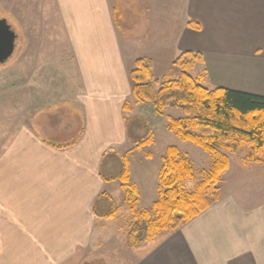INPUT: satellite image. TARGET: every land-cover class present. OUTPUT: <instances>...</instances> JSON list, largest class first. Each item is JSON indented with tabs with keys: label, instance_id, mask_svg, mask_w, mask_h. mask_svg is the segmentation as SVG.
Instances as JSON below:
<instances>
[{
	"label": "crops",
	"instance_id": "crops-1",
	"mask_svg": "<svg viewBox=\"0 0 264 264\" xmlns=\"http://www.w3.org/2000/svg\"><path fill=\"white\" fill-rule=\"evenodd\" d=\"M190 1L191 21L200 29L189 26L197 40L182 53L198 52L204 58L192 76L202 78L209 89L264 97V0ZM58 2L71 43L67 54L78 74L68 102L79 104L74 106L82 126L66 143H53L39 123L44 111L31 113L25 122L21 110L15 113L14 127L0 144V264H85L90 262L89 251L98 256L93 257L94 264H264V165L245 166L242 156L232 154L215 204L179 230L162 232L129 250L119 225L121 206L103 176V164L109 151L125 153L134 147L124 109L131 104L128 113L133 115V57L125 55L110 0ZM140 22L130 34H141L148 26L146 19ZM157 54L145 56L153 68ZM177 58H169L165 73ZM21 80L14 87L15 96L22 95L26 85ZM125 144L131 148L116 150ZM150 156L145 155L146 162ZM164 158L152 175L155 188ZM129 171V184L140 193L130 163ZM106 196L117 213L110 219L98 218L95 204L111 206ZM122 209L130 212L127 203Z\"/></svg>",
	"mask_w": 264,
	"mask_h": 264
},
{
	"label": "rangeland",
	"instance_id": "rangeland-1",
	"mask_svg": "<svg viewBox=\"0 0 264 264\" xmlns=\"http://www.w3.org/2000/svg\"><path fill=\"white\" fill-rule=\"evenodd\" d=\"M110 1L113 17L122 34L120 38L122 44L124 43L125 55L133 57V68L136 60L161 53L157 54L160 58L157 59L156 68H153V76L157 81H161L162 76L166 74L165 70L169 66V61L171 62L169 58L172 55L179 57L184 48L189 47L197 40L188 25L192 20L190 0ZM62 14L63 11L58 0H0V19H7L18 36L15 55L6 65L0 66V144L4 141V135L9 134L8 129L11 130L14 127L15 113L19 110L22 112V122L28 120L31 113L44 111L43 113L46 114L39 117V123L46 127L47 130L44 134L53 143H66L81 130L82 118L78 116L77 108L74 106L77 103L68 102L71 93L77 86L76 76L78 74L70 59L71 55L67 54V48L71 43ZM142 18L144 21L146 19L148 26L144 27L142 32L139 31L141 34H136V36L134 33L130 34L129 31L141 23ZM147 32H150V35L146 34ZM141 36L146 38H141ZM68 71H70L69 76H67ZM31 76H34L35 79L37 76V81H34L33 84L29 83ZM157 76L158 78H156ZM20 78L26 85L22 86V95L15 96L14 87L20 82ZM219 78L227 80L229 77L220 75ZM154 86L156 89L160 87L157 84ZM52 104L55 105L52 106ZM48 106L52 107L47 109ZM129 106L131 110V104ZM132 106L133 115H129L127 112L125 118L129 143L134 146L129 132L134 139H143L152 133L155 143L153 146L137 150L133 154H129L133 150L125 152L131 146L121 145L116 150L125 153H116L111 150L103 164V173L108 176L109 182H111L109 183L111 192L115 195L117 204L121 206L119 207L121 210L119 225L123 228L125 238L137 223L134 219V212L126 202L125 190L119 188V185L122 188L123 186L117 179L124 169L123 163L126 155L129 163L132 164V180L140 185V193L138 191V195L135 197L136 210L150 209L151 202L155 197H158V186L155 188L152 175L162 162L168 147L176 146L193 168L192 178L184 182L187 192L195 189L213 163V156L204 149L193 143L183 142L168 130V117L184 118L181 110L168 108L161 117L155 113L151 104H140L135 100ZM147 153L151 154L152 160L146 162L145 155ZM228 155L230 158L231 154L228 153ZM232 155L235 156V154ZM241 158L242 162L243 157ZM143 162L149 164L146 169H144L146 166L142 165ZM145 174H148L146 178H144ZM112 179L117 182H112ZM220 188L219 183V190ZM155 191L157 192L156 196ZM256 198L261 200L260 196H256ZM125 203H127L130 212H125L122 209ZM108 209V206L98 205V210L102 213L108 212ZM97 251L100 250L97 249ZM88 253L87 258L90 262L85 264H94L92 259L97 254H93L92 251Z\"/></svg>",
	"mask_w": 264,
	"mask_h": 264
},
{
	"label": "trees",
	"instance_id": "trees-1",
	"mask_svg": "<svg viewBox=\"0 0 264 264\" xmlns=\"http://www.w3.org/2000/svg\"><path fill=\"white\" fill-rule=\"evenodd\" d=\"M188 25L200 29L194 21ZM203 63L202 54L187 51L173 62L161 81L153 76L150 59L136 60L130 73L136 102L153 105L155 113L161 117L168 108L181 110L184 118L168 117V130L183 142L204 149L213 156V163L195 189L187 192L184 182L192 178L193 168L176 146L168 147L159 173L158 199L151 209L139 211L135 200L138 191L129 184V162L125 156L124 169L117 179L137 222L126 235L129 250L153 241L162 232L177 231L215 204L220 197L221 177L229 169L228 153L242 156L244 165L264 164V97L227 88L205 87L202 78L191 74ZM156 84L160 86L157 89ZM124 109L130 112L129 103ZM129 135L134 144L133 151L155 143L152 133L143 139L132 138L130 132ZM105 178L110 180L108 176ZM109 202V211L103 213L98 210L99 204H95L94 212L98 218L110 219L116 215L112 201Z\"/></svg>",
	"mask_w": 264,
	"mask_h": 264
},
{
	"label": "water",
	"instance_id": "water-1",
	"mask_svg": "<svg viewBox=\"0 0 264 264\" xmlns=\"http://www.w3.org/2000/svg\"><path fill=\"white\" fill-rule=\"evenodd\" d=\"M17 34L7 19H0V66L6 65L15 55Z\"/></svg>",
	"mask_w": 264,
	"mask_h": 264
}]
</instances>
